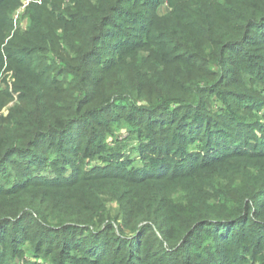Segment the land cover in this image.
<instances>
[{"label":"trees","instance_id":"1","mask_svg":"<svg viewBox=\"0 0 264 264\" xmlns=\"http://www.w3.org/2000/svg\"><path fill=\"white\" fill-rule=\"evenodd\" d=\"M69 1L0 51V264H264V0Z\"/></svg>","mask_w":264,"mask_h":264},{"label":"rangeland","instance_id":"2","mask_svg":"<svg viewBox=\"0 0 264 264\" xmlns=\"http://www.w3.org/2000/svg\"><path fill=\"white\" fill-rule=\"evenodd\" d=\"M37 3L42 5L43 0H1L0 3V51L9 47V43L16 41V35H23L19 32L28 30L29 19L26 17V10L30 3ZM69 0H65L64 6L70 5ZM190 3H183L176 5L177 8L190 7ZM49 8V7H48ZM170 9L165 5L159 6V14L166 16ZM180 11V9H179ZM15 37V39H13ZM7 69V60L4 59V68ZM3 72V71H2ZM0 73V119L5 118L8 114L14 112L16 106H19L18 94L14 89V78L11 71ZM264 113V110H263ZM127 137L126 129L122 128L115 133L113 138V145L121 142ZM112 140V139H111ZM110 139L108 142L111 141ZM125 155H130L128 150H125ZM28 263L31 264H52L49 260H42V258L33 257L30 254L25 255ZM16 263V261H15ZM21 263V261H20ZM27 264V263H24Z\"/></svg>","mask_w":264,"mask_h":264}]
</instances>
